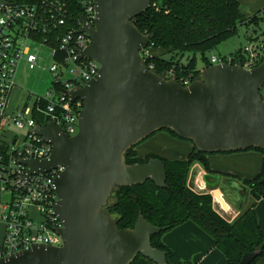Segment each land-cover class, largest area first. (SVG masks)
<instances>
[{"label": "water", "instance_id": "1", "mask_svg": "<svg viewBox=\"0 0 264 264\" xmlns=\"http://www.w3.org/2000/svg\"><path fill=\"white\" fill-rule=\"evenodd\" d=\"M153 0H95L96 21H84L80 33L92 39L82 59L101 65L84 88L70 92L83 101L79 133L70 138L51 123L35 133L53 146L50 159L24 160L29 175L65 171L56 179L59 201L55 215L61 247L34 245L0 258V264H132L142 256L168 264L166 252L152 245L161 229L140 216L133 229L120 230L106 212L115 188L152 181L167 187L166 166L160 159L129 165L128 151L152 135L170 130L192 142L204 154L264 151V55L251 70L218 64L199 80L183 86L150 71L142 57L152 39L133 20L147 12ZM11 5L0 0V11ZM209 191H217L220 176H204ZM264 184V178L261 180ZM259 251L239 264H252Z\"/></svg>", "mask_w": 264, "mask_h": 264}, {"label": "built area", "instance_id": "2", "mask_svg": "<svg viewBox=\"0 0 264 264\" xmlns=\"http://www.w3.org/2000/svg\"><path fill=\"white\" fill-rule=\"evenodd\" d=\"M5 1L11 5L0 11V219L4 225L0 258L29 250L34 245L62 246L58 230L64 226L55 215L59 201L55 182L66 168L59 166L49 172L29 175V167L21 162L44 161L52 156L53 146L34 132L36 128L53 123L70 138L79 133V116L84 104L81 99L72 102L70 92L84 88L101 68L96 61L81 58V52L92 44V39L80 30L84 21L95 26V0ZM34 44L46 46L51 52V89L46 96L36 97L33 108L25 106L10 112L8 106L17 86L20 66L26 63L30 70H35L40 63L37 54L40 51ZM146 49L141 52L144 61L145 57L153 56ZM263 55L264 36L249 42L239 56H213L211 64L251 70L262 63ZM153 68L151 65L148 69ZM180 83L191 84L188 79ZM7 126L25 134H11Z\"/></svg>", "mask_w": 264, "mask_h": 264}, {"label": "trees", "instance_id": "3", "mask_svg": "<svg viewBox=\"0 0 264 264\" xmlns=\"http://www.w3.org/2000/svg\"><path fill=\"white\" fill-rule=\"evenodd\" d=\"M18 1L36 3L39 0ZM262 19L260 16L246 18L237 0H153L150 9L133 22L143 34L152 35L146 50H151L153 56L145 57L147 67L153 65L152 72L162 78L169 79L172 75L179 82L188 79L192 83L201 79L203 71L212 66L211 59L206 57L208 52L239 36L240 27L258 26ZM239 54L240 51L233 56ZM198 55L203 58L202 69L198 66ZM165 131L181 139L176 133ZM136 147L126 154L127 163L134 165L147 163L150 159L162 160L167 170V187L158 188L152 181H147L134 187L115 188L114 202L105 208V212L114 217L120 230L133 229L138 218L143 216L161 229L160 234L152 237V245L166 252L168 264H193L184 261L162 241L165 233L192 221L215 240L216 247L225 256V264H239L245 254L259 251L252 263L258 264L264 257V231L255 207L264 200V184L261 183L264 167L256 178L242 182V188L253 202L235 223H230L214 209L212 195L196 193L188 185L194 163H201L209 173L223 177L227 182L239 180L230 174L211 172L207 159L211 154L201 153L193 146L185 159L172 160L157 154L140 158ZM247 151H257L264 156V151L257 148ZM132 264L155 263L140 255Z\"/></svg>", "mask_w": 264, "mask_h": 264}, {"label": "crops", "instance_id": "4", "mask_svg": "<svg viewBox=\"0 0 264 264\" xmlns=\"http://www.w3.org/2000/svg\"><path fill=\"white\" fill-rule=\"evenodd\" d=\"M240 3L241 11L246 18L260 16L263 18L258 21V26H242L245 28V36L247 42L245 45L233 49L224 56L233 55L241 51L249 42L258 40L264 36V0H237ZM264 26V25H263ZM217 56V55H212ZM218 57V56H217ZM150 141L156 144L177 143L170 138L167 132L155 134ZM179 144V143H178ZM180 145V144H179ZM174 147V146H173ZM173 150L178 148H172ZM185 150H181L184 157L168 159H185L191 153L193 148L185 146ZM169 152V151H166ZM163 154V157L167 153ZM159 154V155H160ZM180 156L179 152L177 153ZM158 155V153H157ZM161 156V155H160ZM167 158V157H166ZM211 172L220 174H230L236 176L237 182H227L221 177L217 191H209L204 183V176L213 175L207 171L201 163H194L191 166L188 185L199 194H210L213 197L214 209L225 220L235 223L242 212L252 204V199L242 188V182L253 180L262 173L264 167V156L257 151H246L237 153H219L211 154L207 157ZM255 210L261 229L264 231V200L256 204ZM162 241L170 249L176 252L184 261L193 264H225L224 254L216 247L215 240L203 231L198 225L192 221L186 222L177 228L163 235ZM264 264V257L258 262Z\"/></svg>", "mask_w": 264, "mask_h": 264}, {"label": "rangeland", "instance_id": "5", "mask_svg": "<svg viewBox=\"0 0 264 264\" xmlns=\"http://www.w3.org/2000/svg\"><path fill=\"white\" fill-rule=\"evenodd\" d=\"M264 25V24H263ZM263 25L262 28L264 27ZM245 36V28L240 27L239 30V36L227 40L225 43L215 47L212 51L208 52L206 54V57L208 59L212 58V55H217L218 57H223L228 52L232 51L233 49H236L238 47H241L245 45L247 42ZM34 47L38 48L40 52L37 51V54L40 56L41 60L38 65V68L35 70H30L28 65L26 63H23L18 71L17 77H16V87L13 90L11 97H10V103L8 106V111L12 112L14 110H21L23 107L28 106L29 108L34 107L35 99L37 96H46L48 91H50L52 86V74L50 72V67L53 65L52 62V56L51 52L49 51V48L46 46H41L39 44H34ZM185 61V59L183 60ZM203 58L201 55H198V66L199 69L203 68ZM14 109V110H13ZM42 123H45V121H42ZM8 127V126H7ZM8 130L11 132V134H15L18 136H23L25 134V131L18 130L16 128L8 127ZM166 132V131H161ZM159 132V133H161ZM157 134V133H156ZM169 134V133H168ZM170 138L174 139V141H177V143H161L156 144L153 141H150L152 136L140 143L136 148L135 151L137 152L138 156L140 158H145L148 154H157L165 153L167 155L164 157H184L181 153H183L181 150H185V146H191L193 148V144L190 141H185L183 139H176L170 135ZM180 145H179V144ZM178 148L173 150L172 148ZM180 153L178 156L177 153ZM163 156V154H160ZM115 190V189H114ZM113 190V192H114ZM2 199L5 200L6 196L3 195ZM114 202V195L112 194L109 204H113ZM111 218L114 220V217L111 216ZM4 237V225L1 222L0 219V245L3 242Z\"/></svg>", "mask_w": 264, "mask_h": 264}]
</instances>
